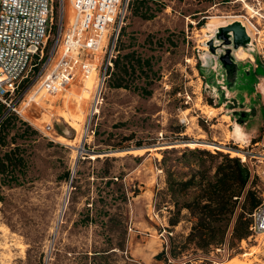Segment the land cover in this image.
Returning <instances> with one entry per match:
<instances>
[{
  "label": "rangeland",
  "instance_id": "rangeland-1",
  "mask_svg": "<svg viewBox=\"0 0 264 264\" xmlns=\"http://www.w3.org/2000/svg\"><path fill=\"white\" fill-rule=\"evenodd\" d=\"M54 2L49 50L74 20L71 0ZM237 20L242 31L221 29ZM226 47L236 62L228 75ZM118 51L90 123L99 72L80 60L61 90L33 89L30 108L15 114L26 133L13 128L9 139L25 163L18 180L0 174V264H264V239L235 238L233 224L223 244L204 251L186 242L187 210L169 231L160 164L173 148L245 153L252 176L236 215L250 220V196L264 195V163L252 157L264 138V0L130 3ZM46 124L54 140L38 129ZM206 160L213 174L222 158ZM162 250L168 261L156 258Z\"/></svg>",
  "mask_w": 264,
  "mask_h": 264
},
{
  "label": "built area",
  "instance_id": "built-area-1",
  "mask_svg": "<svg viewBox=\"0 0 264 264\" xmlns=\"http://www.w3.org/2000/svg\"><path fill=\"white\" fill-rule=\"evenodd\" d=\"M132 0H71L74 20L48 49L54 25V0H0V104L6 113L23 116L34 94L46 89L56 93L73 74V63L81 61L88 71H98L94 113L101 90L111 77L118 56V38ZM40 131L50 140L53 124ZM262 151L256 157L264 163ZM257 153V152H256ZM241 162L247 165V156ZM249 167V166H248ZM251 236L264 239V195L249 214Z\"/></svg>",
  "mask_w": 264,
  "mask_h": 264
},
{
  "label": "trees",
  "instance_id": "trees-1",
  "mask_svg": "<svg viewBox=\"0 0 264 264\" xmlns=\"http://www.w3.org/2000/svg\"><path fill=\"white\" fill-rule=\"evenodd\" d=\"M137 1L139 0L131 1L132 5L134 6ZM126 58L128 60L130 56ZM119 64L120 58L117 56L115 66L119 68ZM233 67V65L227 67L229 74L233 73ZM123 69L128 73V63ZM115 86H123V81L117 79ZM16 117L15 113H6L5 107L0 104V174L13 180H18L15 172L25 163L20 145L14 141L15 139H9L13 128L17 133L22 130V135L26 133V129L17 126ZM180 152L181 154L177 155ZM208 157L222 158L215 166L213 174L210 165H206ZM160 164L166 175L169 203L173 206L171 209L166 205L171 215L168 219L169 231H173L181 223L182 213L187 210L192 219V226L186 242L193 243L197 249L204 251L223 244L232 224L235 238L242 239L251 235L249 229L251 218L247 219L243 213L236 215L238 199L252 176L250 168L242 163L239 157L232 158L220 151L213 154L197 147L184 150L173 148L164 151ZM180 166L187 168L188 171L186 173L178 171L177 167ZM5 184L11 186L12 180ZM250 197L248 216L261 202L255 195ZM165 254V260L168 261L170 258L166 250L157 254L156 258L161 259Z\"/></svg>",
  "mask_w": 264,
  "mask_h": 264
},
{
  "label": "water",
  "instance_id": "water-1",
  "mask_svg": "<svg viewBox=\"0 0 264 264\" xmlns=\"http://www.w3.org/2000/svg\"><path fill=\"white\" fill-rule=\"evenodd\" d=\"M244 29V24L242 21H231L229 24L227 25H224L221 27V29H224L225 31H229V30H234L235 32H237L236 29H240L241 30ZM235 46L238 47V43H235ZM231 47H226V49L224 50V53L223 54H220V61L222 62V65L224 66L225 68V71L227 73V75L229 74V71H228V66H231V65H235L236 62L235 60L233 59V54L231 53Z\"/></svg>",
  "mask_w": 264,
  "mask_h": 264
},
{
  "label": "bare ground",
  "instance_id": "bare-ground-1",
  "mask_svg": "<svg viewBox=\"0 0 264 264\" xmlns=\"http://www.w3.org/2000/svg\"><path fill=\"white\" fill-rule=\"evenodd\" d=\"M241 49H243V48L241 47V48H239L238 50H236L235 54H236L237 57H239V56L237 55V53H238V51L241 50ZM244 50H245V49H244ZM245 51H246V50H245ZM205 111H206V112H209L210 110H209L208 108H206ZM239 151H240V150H239ZM229 152H230V151H229ZM241 152H242V151H241ZM234 154H236V156H238V157L241 158V159H242V158H243V159L246 158L245 153H243V152H242V154H239V153H234ZM64 203H65V202H64ZM63 206H64V205H63ZM256 251H257V250L252 249V251L249 253V255L255 253ZM247 256H248V255H247ZM226 264H241V263H238V262H236L234 259H232L231 261H229V262L226 263ZM249 264H250V263H249Z\"/></svg>",
  "mask_w": 264,
  "mask_h": 264
},
{
  "label": "crops",
  "instance_id": "crops-1",
  "mask_svg": "<svg viewBox=\"0 0 264 264\" xmlns=\"http://www.w3.org/2000/svg\"><path fill=\"white\" fill-rule=\"evenodd\" d=\"M183 221H185V220H183ZM188 222L191 223L190 221H188ZM162 251H163V250H162ZM162 251H161V252H162ZM158 254H159V253H158Z\"/></svg>",
  "mask_w": 264,
  "mask_h": 264
}]
</instances>
